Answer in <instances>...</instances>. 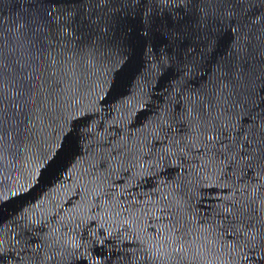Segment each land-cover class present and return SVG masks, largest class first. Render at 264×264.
Returning <instances> with one entry per match:
<instances>
[{
	"label": "water",
	"instance_id": "obj_1",
	"mask_svg": "<svg viewBox=\"0 0 264 264\" xmlns=\"http://www.w3.org/2000/svg\"><path fill=\"white\" fill-rule=\"evenodd\" d=\"M0 264H264V0H0Z\"/></svg>",
	"mask_w": 264,
	"mask_h": 264
}]
</instances>
